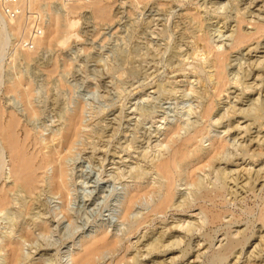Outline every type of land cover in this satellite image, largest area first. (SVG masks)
I'll list each match as a JSON object with an SVG mask.
<instances>
[{"label":"rangeland","instance_id":"374dc122","mask_svg":"<svg viewBox=\"0 0 264 264\" xmlns=\"http://www.w3.org/2000/svg\"><path fill=\"white\" fill-rule=\"evenodd\" d=\"M180 1L110 0V20L100 21L81 17L77 28L79 36H72L66 45L52 42L40 45L37 49L34 44L33 48H29L26 46L28 31L27 35L26 32L24 33L27 37H23L24 34L21 37L20 34L14 35L8 32L6 37L9 38L10 44L5 48L4 55L0 57V107L5 110V117L10 110L22 113L21 101L14 93H7L6 89L10 79L21 76L32 83L34 90L32 103L37 109L35 115L22 121L19 132L22 133V128L25 126L32 131L40 129L43 133L35 135L44 144L48 141L47 137L50 138L52 135L49 134L52 129L57 132L61 128L63 120L60 107H63L65 115L72 114L79 108L82 109L81 133L74 139L72 145L65 148L57 140L49 143L57 145L56 150L66 168L68 196L64 202H61L59 197L43 192L40 202L29 198V209L27 206L24 211L27 228L33 233L34 241L31 244L43 246L36 253L32 252L35 260L40 259L43 264L52 262V264H72L71 255L80 249L79 241L82 237H93L100 231L106 232L111 238L124 236L129 227L151 209L156 199L152 197L153 195L141 197L135 204L129 221H123L121 214L129 194L139 186L145 188L157 181L149 158H146L144 153H154V150L159 148L154 145L161 143L165 137L162 133L168 127L181 124L192 130L201 121L198 111L205 100L194 91L203 88L196 79V74L198 73L205 82L204 87L210 90L211 85L208 81L207 69L200 70V66L205 65V61L184 58L185 52L192 51L190 47L193 37L190 38L191 41L189 38L182 40L179 28L183 26L188 29L190 25L189 30H191L198 24H194L195 21L189 24L188 20L184 22L180 18L181 14L192 11L203 12L200 13L205 17L202 18L203 25L195 27V31L199 35L208 32L210 43L221 51L229 42L225 37H221L219 31L224 33L226 28H220L222 24L217 23L214 16L223 13L224 10L214 11L211 5L201 8L199 4L203 0H185L183 3L182 0ZM56 6V11H63L59 5ZM175 24L180 26L177 28ZM23 28L21 27V31ZM188 33L191 35L192 32ZM184 40L185 42H182ZM219 43H221L220 47ZM23 46L34 51L29 58L22 53ZM244 53H246L245 49L231 53V60L234 61L230 71L238 69L237 62L242 55L245 56ZM261 54L262 52H252L251 57H258ZM246 81L252 82L253 79L249 78ZM232 89L234 91V88L230 91ZM256 94L250 95L256 97ZM229 96L231 98L221 100L219 110L221 113L225 112V107L235 102L234 93H230ZM22 119L24 120L25 117ZM214 120L215 118L206 123V133L201 141L203 147L210 149L212 139L223 140L229 145L227 144L226 152L224 151L219 162L220 167L229 170L237 167L236 169H239L237 173H240V170L242 168L244 170L246 166L245 169L249 168L248 172L244 171L246 175L239 174V176L243 179L248 176L254 177L256 171L264 165V159L255 161L236 151L239 144L237 142H241L246 134L244 127L234 130L233 125L239 123V126H244L249 121L245 123V119L240 115H235L233 118L225 116L218 122ZM227 125L232 129L229 133L224 131ZM252 131H255V128ZM181 132L185 135L187 129ZM19 135L23 137V134ZM236 135L240 141L237 139L235 141ZM232 142L235 148H232L234 147ZM33 146H30L31 149ZM191 168L192 165H189L187 171ZM137 174H140L139 177L136 176ZM183 183L184 181L176 183L175 192L178 201L188 194L189 189ZM244 183L240 181V185L237 186L232 184L233 189L235 187L234 194L227 196V199L235 197L231 198V201L226 204L217 203L215 208L224 215L225 219L205 228L204 233L208 234L213 245L201 259V264H232L235 257L223 262L217 249L220 244L219 239L224 238L225 233L234 235L238 228L244 230L238 238H247L244 246L245 255L250 253L259 242L260 233L255 231L260 227L257 217L261 212L264 213V186L261 184L255 186L251 182L242 186ZM206 204L210 206L209 202ZM62 210L65 213H62ZM11 211L15 213L16 208H11L3 219L0 216V227L13 226L15 214ZM37 211H41L40 213L47 218L44 231L35 226L31 220V217H37L35 215ZM190 214L188 211L169 208L165 214L154 216L150 224H143L135 234L128 237V241L126 238L123 240L122 244L130 245L126 254H133L132 243L135 245L136 240L144 233L148 238L156 236V231L164 225L186 218L191 220ZM231 218L235 223L230 224ZM87 239L89 237L85 240ZM200 239L202 237L195 236L192 239L193 245ZM225 242L226 239L222 243ZM261 246L264 247V243ZM28 249L30 250L29 244L24 246L25 252H28ZM30 251H34V248ZM124 252V248H121L114 255L115 257L106 253L101 261H111L113 264L114 259ZM195 255L194 250H191L186 257H182L178 248L170 252L146 255L145 258L143 257L145 261L142 260L146 262L145 264H152L178 256L174 264H188ZM262 257L264 258V254ZM30 263L31 261L25 264Z\"/></svg>","mask_w":264,"mask_h":264},{"label":"bare ground","instance_id":"6f19581e","mask_svg":"<svg viewBox=\"0 0 264 264\" xmlns=\"http://www.w3.org/2000/svg\"><path fill=\"white\" fill-rule=\"evenodd\" d=\"M183 1L185 0H182V3ZM33 4L35 7H44L48 13L41 36L33 39L36 49L40 45L52 42L54 44L56 42L66 45L72 36L78 37L77 28L80 24V19H82L81 17H86L87 19L93 18L100 21H109L111 18L110 0H90L88 2L75 0L71 3L57 0L55 5H59L63 10H60V12L56 11L57 8L55 9V5L51 4L50 1L36 0ZM208 5L214 7V11L218 9L224 10L223 13L214 16L217 19V23L222 24L220 28H226L224 33L223 31H219L221 37H225L229 42L227 45L224 43L223 50L218 51L216 45L210 43L208 32L199 35L195 31V27H199V25L202 27L203 25L202 18L205 17L200 15L201 12H193L192 10V12H189L187 10L189 13L181 14L180 19L182 21L188 20L189 24L191 21H195L194 24L198 25L195 27L192 25L191 30H189L190 25L188 29L183 26L179 28L182 40L193 37V39L191 38L193 40L192 48L190 47L192 51L185 52L186 57H183L193 60L203 59L205 65L202 64L200 70L207 69V77L211 85L210 90L204 87L205 82L201 80L198 73V75L196 74V79L200 81L203 88L194 91L205 100L198 111L202 123L200 121V124L198 123L192 130L181 124L170 126L164 130L162 133L165 134L164 139L161 143L159 142L154 145V147L159 148L154 150V153H144V156L149 158L150 165L155 173L154 175L157 176V181L151 185H147L145 188L139 186L134 189L125 200L121 217L123 221L128 222L135 204L143 196L149 197L153 195L152 197L156 198L151 209L142 218L137 219L135 224L130 226L122 237L111 238L106 232L102 231L93 237H82L84 239L81 238L79 241L80 249L71 255L72 264H111V261L103 262L101 260L106 253H109L113 257L121 248H124L125 252L122 255H118L114 259L113 264H121L122 262L124 264H145L146 262H143V257L146 255L170 252L178 248H180L182 257H186L191 250H194L196 255L188 264H201V259L213 245V241L209 239L208 234L204 233V230L224 218V215L215 208L217 203L222 202L226 204L229 200L231 201L232 197L227 199V196L232 193L234 194L235 187L233 189V186L240 185V181L244 183L247 180L242 186L249 182L255 186L260 184L264 186L263 164L261 169L256 171L254 177L248 176V178L245 177L243 179L239 174L243 176L246 173L244 171L248 172L249 168H247L248 170L245 169L246 166L244 170L243 168L240 170V173H237L239 170L236 169L237 167L230 170L226 167H220L219 162L222 160L228 143L223 140L212 139L210 149H205L201 142L203 135L206 133V123L212 121L214 118V122H218L225 116L233 118L235 115H240L245 119V123L246 121L249 122L244 126H239V123L233 124L234 130L244 127L245 138H248L237 142L239 144L236 151L255 161L264 159V0H203L199 4L201 8L202 6L207 8ZM86 8L87 10L84 11L83 9ZM84 12L86 13L83 14ZM23 25H25L24 28ZM176 26L178 28L180 25ZM21 27L23 31H21ZM27 29L26 21L22 15L11 19L4 18L0 14V57L6 51L5 48L10 44L9 38L6 37L8 32H12L14 35L20 34L22 37L25 32L27 35ZM188 32H192L191 35ZM26 35L24 34L23 37ZM28 39L29 37H27ZM27 40L26 46H28ZM223 40L220 42L222 43ZM182 42H185V40ZM221 43H219V47ZM26 46H23L24 49L27 48ZM24 49L22 53L26 58H29L34 53V51ZM241 49L246 50L245 56L242 55L238 60V69L230 71L233 65L232 61H234L231 60V53L240 51ZM252 52H262V54L252 58ZM52 70L54 71L53 68ZM249 78L253 79V81H246ZM8 82L7 93H14L19 98L23 110L20 111L22 112L20 114L15 110L7 111L5 117V110L0 107L1 218L3 219V216H7L11 208H16L15 213L11 211L15 214L13 226L8 227L4 225L0 227V264H25L30 261V264H43L40 259L35 260L32 253H36L43 246L32 245V241H34L32 239L33 233L31 229L27 228V222L24 220L26 212L24 211H26L25 209L28 206L29 198L30 200L39 201L43 192H49L59 197L61 202H64L68 196L69 187L66 168L56 150L57 145L49 143L57 140L65 148L72 145L74 139L81 133L83 121L82 109L79 108L72 114L65 115L63 107H60V115L63 120L61 128L57 132H55V129H52L49 133L52 135L50 138L47 137L48 141L43 144L39 137L35 135L43 133L42 130L32 131L28 126H22L23 132H19L22 121L31 118L37 113V109L32 103L34 90L31 81L25 77L15 76V78L10 79ZM231 88H234V91L233 89L230 91ZM230 93H234L235 102L225 107V112L221 113L219 111L221 100L231 98L229 96ZM253 93H257V96L253 97L250 95ZM215 116L218 117L216 118ZM22 117H25V119L23 120ZM253 128H255V131H252ZM185 129H187V132L185 135H182L183 132L181 131H185ZM231 130L230 125H227L224 129L227 133ZM252 132H255V134H252ZM19 134H23V137ZM234 139L236 141L237 135ZM237 141H240V139H237ZM31 145H34L32 149ZM232 148H235V146ZM189 165H192V168L187 171ZM139 175L137 174L136 176L139 177ZM179 181H184L183 184L189 190L188 194L186 196L182 195L184 198L178 201L175 188L176 183ZM207 202L210 203V206L206 204ZM34 208L36 209V206ZM169 208L188 211L191 213L192 219L186 218L182 221H173L174 223L171 222L170 225H164L159 231H156V236L150 238L144 233L136 240L135 245L132 243L133 254H126L130 245L125 246L122 244L123 240L126 238L128 241V237L135 234L143 224H150L154 216L165 214ZM40 212L37 211V214H35L37 217L32 215L31 220L35 226L40 227L44 231L46 229L44 226H46L47 218ZM61 212L65 213L63 210ZM257 219L260 221V227L257 228L258 230L255 233H260L258 237L259 242L256 243L255 248L247 255L244 254L247 238H238L244 233V230L238 228L234 232V235L225 233V237L219 239L220 244L217 253H219L223 262H226L231 257H235L232 264H264V258L262 257L264 247L261 246L264 243V213L261 212ZM11 221L14 222L13 219ZM229 222L230 224L235 223L232 218ZM195 236L202 237V239L197 240L196 244L193 245L192 239ZM87 237L89 239L85 240ZM145 239L146 241L144 242ZM225 239L226 242L222 243ZM28 244L30 245V250L34 248V251H30L29 249L28 252L24 251V246ZM177 259L178 256L169 257L168 260H159L152 264H174ZM242 260L243 262L241 263Z\"/></svg>","mask_w":264,"mask_h":264},{"label":"built area","instance_id":"2783aa9c","mask_svg":"<svg viewBox=\"0 0 264 264\" xmlns=\"http://www.w3.org/2000/svg\"><path fill=\"white\" fill-rule=\"evenodd\" d=\"M36 0H0V14L4 18H17L23 16L28 27L27 44L29 48L33 47V39L38 38L42 34V29L47 21L48 13L42 6H34ZM42 1V0H39ZM50 1L55 5L57 0H43ZM65 3H71L75 0H61ZM88 2L90 0H84Z\"/></svg>","mask_w":264,"mask_h":264}]
</instances>
